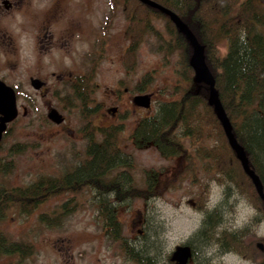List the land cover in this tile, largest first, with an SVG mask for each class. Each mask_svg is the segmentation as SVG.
<instances>
[{
  "label": "rangeland",
  "instance_id": "374dc122",
  "mask_svg": "<svg viewBox=\"0 0 264 264\" xmlns=\"http://www.w3.org/2000/svg\"><path fill=\"white\" fill-rule=\"evenodd\" d=\"M50 1L34 2L42 6ZM71 2L79 4L78 9L87 10L92 15L95 36L98 37L103 33L100 28L104 24L103 14L110 12L113 15L108 22L110 28L105 33L106 47H99L98 41L95 45V74L90 95V105L94 111L84 116L83 109L74 97L68 98L72 101L71 105L64 103L62 96L22 97L20 102H27L29 112L26 116L20 114L18 119L12 120L10 129L0 142V163H6L10 168L8 172L0 174V188L27 186L40 176L57 177L83 161L86 158L87 143L83 127L87 124L94 127H117L116 146L121 155L129 157L130 161L129 166L117 167V171L124 169L130 172V183L139 190L153 184V194L142 193L124 199V204H114L116 217L120 220L121 233L118 237L103 227L97 204L88 189L53 195L29 213L12 206L0 220V232L9 243L29 244L31 252L25 255H2L0 264H139L127 253V244L133 246L134 250L146 249L152 264H169L172 249L177 245L184 246L181 244L193 238L201 229L202 217L206 216L203 211L204 201L210 197L211 203L218 201L222 191L226 190L225 185L236 195L231 200H222L223 212L220 218L226 224L223 227L232 228L230 230L233 231L243 228L246 236L242 240L250 250H244V257L239 252L223 255L222 262L262 264L264 253L255 244L264 239V222L255 225V222L249 221L253 220L255 211L263 210L256 206L255 211L247 207L243 201L247 199L246 191L238 187L236 179L224 178L219 170L207 169L212 163V157L204 152L222 147L220 132L213 124L208 126L203 119L199 126L201 135L194 137L183 135V123L174 127L175 140L183 146L188 158L164 156L153 146L139 148L131 141L130 136L138 120L154 114L164 102L181 100L185 92L193 88L191 82L182 81L181 74L183 77L186 73L183 72L185 52L174 45L176 37L170 32L167 23L169 18L149 14L147 26L139 36L141 43L134 48L136 53L134 50L131 54L126 49L124 58L128 54L131 56L132 66L129 67L126 61L121 62L123 55L120 52L129 39L128 35V39L124 37V28L127 32L129 19L125 16L123 20L120 15L127 14L126 0ZM17 19L21 20V16ZM113 19L114 23L111 21ZM259 29L264 33V18ZM214 46L216 57L226 55L228 42L225 37H217ZM97 48L102 52L100 58ZM194 82L205 85L203 82ZM145 92L154 93L150 107L136 106L132 98ZM46 101H50L65 115L64 128L48 120ZM113 106H118V115L114 117L108 111ZM202 107L199 114L204 118L206 108ZM192 123L198 124L193 120ZM93 131L95 138L100 139L98 132ZM14 146L19 151L12 150ZM189 164L193 165L192 171L185 172L183 169ZM216 173L221 176L220 190L209 188L216 184L211 179L217 177ZM203 185L209 186L203 190ZM236 196L238 201L235 200ZM64 202L72 204L74 208L60 219L57 226L41 221L42 214L50 215L53 211L58 213ZM138 231H141V235ZM123 238L126 242L122 247Z\"/></svg>",
  "mask_w": 264,
  "mask_h": 264
},
{
  "label": "trees",
  "instance_id": "16d2710c",
  "mask_svg": "<svg viewBox=\"0 0 264 264\" xmlns=\"http://www.w3.org/2000/svg\"><path fill=\"white\" fill-rule=\"evenodd\" d=\"M154 1L173 10L203 46L205 62L214 76L215 88L231 121L234 135L243 146L251 168L264 184V33L259 29L263 24L264 0ZM125 7L129 19L127 35L135 38L134 44L127 49L132 54L134 48L138 46L141 30L147 26L149 14L165 18L167 16L138 0H126ZM167 23L170 32L176 37L175 47L185 52L186 73L183 77L192 83L193 88L185 92V97L181 100L164 102L154 114L138 120L132 130L131 141L139 148L152 145L164 156L178 155L181 158H188L183 146L175 140L173 129L179 123H183L182 128L185 130L183 135L200 136L199 126L204 119L208 126L213 124L219 130L222 138L221 149L214 148L204 152L208 157H212V163L207 169L219 170L222 177L236 179L238 187L253 195L255 206L264 210V202L259 200L253 190L235 153L227 143L213 108L206 102L207 86L193 80V72L188 64L191 49L189 41L171 21ZM217 37H225L228 42L227 53L222 58L216 57L214 53ZM130 59L131 56L128 54L125 61L129 67L132 66ZM76 99L84 111V116L92 114L94 109L90 108L91 96L78 93ZM62 100L71 105L67 98ZM202 106L206 108L204 118L199 114ZM192 120L198 124L194 125ZM83 130L87 135L86 158L83 161L57 177L40 176L27 186L0 188V220L12 206L21 212L29 213L53 195L68 191L78 192L87 187L93 194V201L97 204V211L106 231L114 234L120 230L112 201L114 195L118 199H127L142 193L152 195L154 185L139 190L130 183V172H125L124 169L117 171V167L130 164L129 157L122 156L116 146L117 127H94L86 124ZM93 130L98 132L100 139L95 138ZM195 131L196 134H193ZM12 150L17 152L19 148L14 146ZM192 168L193 165L189 164L183 170L191 172ZM9 170L6 163H0V174ZM73 208L72 204L64 202L58 213L53 211L50 215L42 214L41 221L57 226L61 222L60 219ZM235 247L237 252L244 254L245 248L242 245L238 244ZM126 251L137 263L152 264L150 253L146 249L134 250L133 246L127 244ZM30 252L29 244L9 243L0 232V256L11 253L25 255Z\"/></svg>",
  "mask_w": 264,
  "mask_h": 264
},
{
  "label": "flooded vegetation",
  "instance_id": "af4514ba",
  "mask_svg": "<svg viewBox=\"0 0 264 264\" xmlns=\"http://www.w3.org/2000/svg\"><path fill=\"white\" fill-rule=\"evenodd\" d=\"M34 1L0 0V81L12 88L15 94L17 107L15 119H18L20 114L26 116L29 112L30 106L27 102H20L22 97L62 96L64 99L74 97V100L77 101L76 96L78 93L87 96L91 95L95 74L96 41H98L99 47L103 49L106 47L105 33L110 28L108 27V22L113 16L110 15V12L103 14L104 24L100 26L103 33L98 37L95 36V25L92 15L87 10L78 9L79 4L72 3L71 0H51L48 4H42L41 6ZM19 15L21 20L17 19ZM120 15L125 20V13ZM14 16H17V18H14ZM114 20L111 21L114 23ZM126 33L124 28V37L128 39ZM99 38L101 41H99ZM134 39L129 36L125 46L123 44L120 50L121 55H123L121 62L125 61L126 49L134 44ZM134 50L136 53V49ZM97 51L100 58L102 52L98 48ZM185 71L184 67L183 72ZM181 78L182 81H186L182 74ZM123 90L126 89L124 88ZM111 91L114 94V91ZM150 93L152 101L154 93ZM117 107L108 108L113 117L118 115ZM46 108L47 112L54 108L62 114L63 121L58 123L57 126L64 128L65 115L50 101H46ZM13 121L7 123L6 129L2 133V138L10 129ZM211 179L216 184L213 186L203 185V190L208 186L209 188L213 187L214 190L215 188L220 190L222 188L221 176L217 174V177L215 176V178ZM248 179L255 191L250 178ZM262 185L264 190L263 182ZM224 187L226 190L222 191L218 201L211 203L210 199L212 200V197L204 201L203 211L206 216L202 217L201 229L198 233H195L193 238L181 244L188 246L190 249V257L186 264H224L222 262L223 255L236 253L235 246L240 244L245 249L247 248L242 240V237L246 236L243 228L233 231L230 230L232 228L223 227L226 224L220 218V214L223 212L222 200L223 198L231 200L236 195V193L230 192L226 185ZM85 189L88 188L86 187ZM245 193L247 199L243 201L248 208L255 211L253 195L248 191ZM236 199H238L237 196L235 197ZM259 200L262 201L260 198ZM112 201L114 204L116 202L124 204V199H118L115 195ZM252 219L249 223L262 224L264 222V210L255 211V216ZM117 221L120 224V220L117 219ZM120 233L121 231L119 230L111 235L118 237L117 235ZM138 233L140 234L141 231H138ZM230 236L234 238V241H229ZM123 239L122 247L126 242V239ZM258 243L260 244L259 246L257 245ZM177 246L170 253L169 264H176L175 261L171 260V256ZM255 246L264 253L263 238L257 241ZM246 250L250 249L247 248ZM241 255L243 257L246 256L245 253ZM262 264H264V260Z\"/></svg>",
  "mask_w": 264,
  "mask_h": 264
},
{
  "label": "water",
  "instance_id": "95a60500",
  "mask_svg": "<svg viewBox=\"0 0 264 264\" xmlns=\"http://www.w3.org/2000/svg\"><path fill=\"white\" fill-rule=\"evenodd\" d=\"M151 8L159 10L165 14L175 27L184 34L191 45V54L189 57V65L194 73L196 82H203L207 85L208 95L207 103L210 105L219 121L221 128L226 137L227 143L231 150L235 153L236 159L239 161L243 172L250 178L256 194L264 201V190L260 177L255 173L254 169L249 164L248 157L243 146L236 139L231 122L225 112V109L220 101L218 92L215 88V80L211 74L204 58V48L197 40L196 36L189 29L186 23L171 9L154 1V0H138ZM132 102L143 108H149L151 96L149 93L138 94L132 98ZM17 115L16 97L8 85L0 81V140L2 133L6 129L7 123L11 122ZM47 118L58 124L63 121V116L56 109L52 108L47 112ZM260 245L259 243L257 244ZM190 257V249L188 246H177L171 256V260L176 264H186Z\"/></svg>",
  "mask_w": 264,
  "mask_h": 264
},
{
  "label": "bare ground",
  "instance_id": "6f19581e",
  "mask_svg": "<svg viewBox=\"0 0 264 264\" xmlns=\"http://www.w3.org/2000/svg\"><path fill=\"white\" fill-rule=\"evenodd\" d=\"M254 171H255V170H254ZM255 173H256V171H255ZM256 174H257V173H256ZM229 241H230V242L234 241V238H233L232 236H230V237H229Z\"/></svg>",
  "mask_w": 264,
  "mask_h": 264
}]
</instances>
